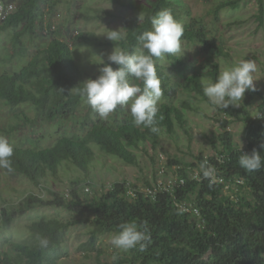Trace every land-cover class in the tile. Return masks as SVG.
I'll use <instances>...</instances> for the list:
<instances>
[{"label":"trees","instance_id":"16d2710c","mask_svg":"<svg viewBox=\"0 0 264 264\" xmlns=\"http://www.w3.org/2000/svg\"><path fill=\"white\" fill-rule=\"evenodd\" d=\"M4 1L15 2L17 8L0 23V31H13L14 47L21 55L25 52L23 36L47 39L42 41L34 56L20 68L10 71L5 66L0 67V103L31 109L36 120L43 119L49 123L56 120L75 121L81 124L84 132L78 139L61 134L53 144L42 148L14 146L12 171L0 168V173L20 174L48 195L43 197L31 190L16 202L0 206V228L2 224H9L16 218L48 206L63 208L70 217L41 216L33 219L28 224L26 237L19 241L0 233L1 244L5 248L0 249V264H58L65 256L63 243L72 227L78 224L88 226L89 237L82 244V249L88 252L94 248L101 235L117 233L120 224L131 221L138 225L146 222L150 239L145 242V249L141 251L137 246L128 255H116V261L98 260L96 264H264V167L254 172H247L240 167L238 159L242 154L241 146L229 130L234 121L242 122L247 142L246 153L250 154L255 148L264 158V149L260 148L261 143H264V89L261 93L262 102L254 114L246 105L225 109L229 118L221 119L219 144L214 143V153L208 157L207 165L215 168L218 176L238 185L236 199L224 190L225 183H212L207 179L199 180L190 176L195 167L200 169L204 163L205 156L202 153L194 163L184 164V167L176 170L186 181L176 187L173 194L161 191L153 197L141 190L142 186L154 185L157 179L156 167L151 179L146 178L147 185L138 186L125 179L109 186L108 182H98L91 178L90 172L98 156L114 155L128 164H136L134 149L146 146L145 143L156 148L163 132L176 140L182 133L190 136L192 128L185 110L197 111L199 105L193 101L179 100L172 66L185 64L183 54L156 60L163 93L158 102L157 133L142 126L137 127L130 110L122 111V119L112 124L105 118L101 119L86 104L84 97L76 94L75 90L70 91L88 78L95 79L103 61L107 63V58L97 62L92 75H86L72 44L78 46V39L88 40L87 37L78 33L70 43L61 39L60 33L48 22L47 12L54 9L60 0ZM109 1L134 11L125 23L126 39L102 43L111 52L115 47L131 52L140 51L137 35L151 28L149 17L168 9L184 27L182 42H198L203 52L217 56L228 55L215 38L208 39L210 35L204 22L182 14L176 0ZM239 2L221 1L216 6V12L228 7L237 8ZM258 3L259 19L262 21L264 2L258 0ZM2 60L4 65L10 60L9 55ZM219 73L220 65L217 62L207 71L192 73L186 77L183 92L194 99L208 102L203 87L207 82H215ZM79 86L82 87V84ZM176 100L181 104H175ZM121 110L124 109L118 107L116 111L120 114ZM23 114L28 119L26 113ZM34 118L30 121L34 122ZM60 127L61 122L56 124V130ZM93 144L98 145V149H94ZM158 155L156 153V159ZM175 163L181 164L178 160L168 161V169L172 172ZM70 169L79 174L75 180H71L72 185H75L72 190L61 192L52 187V180L60 178L62 172L67 173ZM78 186L84 192L86 187L90 188L89 200L80 195ZM131 186H136L135 196L129 194ZM242 189H245V193ZM0 198L3 195L0 194ZM177 199L192 201L198 206L205 219L204 228L198 226L197 217L177 207ZM37 236L50 240L46 249L39 247Z\"/></svg>","mask_w":264,"mask_h":264},{"label":"rangeland","instance_id":"374dc122","mask_svg":"<svg viewBox=\"0 0 264 264\" xmlns=\"http://www.w3.org/2000/svg\"><path fill=\"white\" fill-rule=\"evenodd\" d=\"M221 1L224 0H176L182 14L204 22L210 35L208 39L215 38L222 49L228 53L227 56L209 54L203 52L198 42L184 41L182 46L185 50L182 58L185 60V64L183 66L172 64V66L174 65V71H172L178 86L179 100H189L199 105L197 111L185 110L192 128L190 136L182 133L176 140L163 132L156 148L145 143L146 146L134 149L137 155L136 164H128L114 155L105 157L100 155L90 172L93 180L113 183L128 179L130 182L142 186L146 184L147 177L151 179L152 174H155L156 153L163 154L169 161L178 160L181 162V164L175 163L172 167H184V164L194 163L201 153L205 157L211 156L214 153V143L219 142L220 121L222 118L229 117L225 109H217L207 101L194 99L183 90L187 76L194 72L207 71L216 62L220 65V72L225 68L237 65L242 60L256 62V91L252 94L246 91L243 100L239 102L240 106L237 107L246 105L250 112L255 113L262 102L261 93L264 89V14L261 21L258 0H240L237 8H223L217 13L216 6ZM47 13L48 22L53 25V29L60 33L61 39L72 43L75 39L74 35L77 36L78 33L87 37L88 40L78 39L80 45L75 46L74 43L72 47H75V55L88 76L94 73L97 62L106 59L111 53V49L102 45V43L110 41L105 36L108 29L121 28V31L125 32V23L132 17L134 11L127 10L109 0H60L54 9H50ZM12 33V30L0 31V65L2 64L0 67L5 66L10 71L20 68L30 60L37 52V48L42 45V41L47 39V37L31 39L27 35L23 36L22 43L25 46V52L21 55L14 47ZM7 55L10 60L3 65L2 59ZM175 104L180 105L181 102L176 100ZM122 109L124 110H121L120 114L115 111L105 119L116 124L118 120L122 119V111H129L127 106ZM23 112L26 113L28 119ZM34 114L33 110L22 106L12 107L0 103V136L6 137L13 146L42 148L53 144L61 134L78 139L84 132L81 124L75 121L56 120L49 123L43 119L36 120ZM32 118H34V122L30 121ZM60 122L61 127L56 130V124ZM229 130L232 131L234 140L240 146L241 142L244 145L245 128L243 123L234 121L230 124ZM93 147L98 149V145L93 144ZM76 176L79 174L72 172L71 169L67 173L62 172L60 178L52 180V187L58 188L61 192L71 191L75 186L72 185L71 180H75ZM0 187L3 190L0 193L3 195V198H0V206L16 202L31 190L43 197L48 195L41 187L17 173L11 175L0 173ZM78 190L82 197L86 200L90 199L89 192H84L80 186H78ZM242 192L245 193V189H242ZM41 216H60L66 219L70 217V214L63 208L43 207L16 218L9 224H2L0 233H5L15 241L23 240L28 233L30 221ZM114 234L116 233L110 232L101 235L94 248L85 252L82 249V244L89 237L88 226L78 224L72 227L63 243L65 256L58 264H96L98 260L112 261L114 255H128L131 249L122 251L111 245L110 238ZM0 249H5L1 241Z\"/></svg>","mask_w":264,"mask_h":264},{"label":"clouds","instance_id":"9594fccd","mask_svg":"<svg viewBox=\"0 0 264 264\" xmlns=\"http://www.w3.org/2000/svg\"><path fill=\"white\" fill-rule=\"evenodd\" d=\"M140 19V16L138 17ZM151 28L136 37L140 51L131 52L115 47L99 68V75L89 78L70 91L85 98V102L101 119L107 118L118 107L127 106L133 123L137 127L149 129L152 133L159 131L157 124L158 102L162 96L161 81L157 75L156 60L165 56L183 54L182 37L184 27L168 9H163L149 17ZM112 42L126 39L121 28L110 30L105 34ZM115 65L116 67H113ZM257 65L254 60H242L237 65L225 68L219 73L215 82H207L203 94L208 102L217 109L238 107L246 91H256L255 73ZM134 81H139L136 83ZM82 84V87L79 86ZM241 140V139H240ZM242 142L238 163L247 172H254L264 167V158L260 151L251 153L242 151ZM264 149V143L260 145ZM14 146L6 137L0 136V168L12 171ZM201 178L214 182L216 169L202 163ZM150 232L146 222L138 225L135 221L119 225V231L110 238L111 245L119 250L128 251L139 246L143 251ZM41 249H46L50 240L37 236ZM118 257H112L116 261Z\"/></svg>","mask_w":264,"mask_h":264},{"label":"built area","instance_id":"2783aa9c","mask_svg":"<svg viewBox=\"0 0 264 264\" xmlns=\"http://www.w3.org/2000/svg\"><path fill=\"white\" fill-rule=\"evenodd\" d=\"M17 8V5L15 2H7L4 0H0V23L5 21L10 15H12ZM246 144L247 142L244 143L243 145V152L246 153ZM220 159V158H219ZM168 161L163 154H159L157 159H156V169H157V179L154 182V185L151 187L148 186H142L141 190L144 191L147 195H151L155 197L159 192L161 191H166L170 192L171 194L174 193V189L178 186H181L185 183L186 178L183 175H180L176 172L177 169L181 168L180 166L178 167H173V172L168 169ZM204 163L209 164L208 157H205ZM190 176H192L194 179H202L200 169L199 168H194L192 172H190ZM242 183L243 181L240 180ZM212 183H225L224 185V190L231 194V197L233 199H236V192L238 191V185H235L232 182L226 181V178L223 176H218L215 174V180ZM107 185L112 186L113 183L108 182ZM86 192L90 191L89 187H86L85 189ZM136 186H131L129 189V194L131 196H135L136 194ZM175 204L177 207L184 213H189L191 215H194L197 217L198 221V226L202 229L205 226V219L202 216V213L198 206L194 204L192 201H187V200H181L177 199L175 201Z\"/></svg>","mask_w":264,"mask_h":264}]
</instances>
